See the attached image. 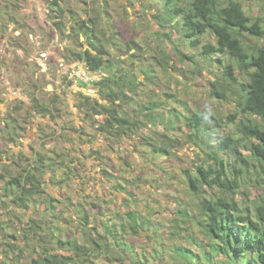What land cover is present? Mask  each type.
Here are the masks:
<instances>
[{
  "label": "trees",
  "instance_id": "16d2710c",
  "mask_svg": "<svg viewBox=\"0 0 264 264\" xmlns=\"http://www.w3.org/2000/svg\"><path fill=\"white\" fill-rule=\"evenodd\" d=\"M78 1L49 0L55 12L54 28L68 39L63 40L67 42L61 55L71 63L84 62L89 74L103 72V79L96 84L100 86L105 102L88 97L89 110L93 109V114L105 113L104 118H95L97 130L108 140L139 137L141 143L150 146L151 157L170 155L166 147L168 141L169 147L179 143L177 136L171 135L172 131L181 130L187 143L208 148L207 155L200 156L201 160L194 164L193 169L184 171L185 193L192 202L182 203L183 199L178 198L179 208L175 216L168 218L169 225L152 218L151 208L144 214L131 206L138 201L136 189L130 188L136 185L125 178V183L130 182L128 186L121 182L112 184L113 191H126L123 204L127 210L124 214L119 212L111 219L102 220L99 214L91 213L87 207L82 209L83 203H72L70 196L63 193L69 200L68 205L75 207L71 209L70 216L74 218L76 213L80 219L83 230L80 236L66 230L65 233L60 232L57 226L54 234L44 230L38 232L42 226L33 223L36 221L31 217L28 223L20 226V236L13 235L14 239L7 242L9 248L1 250L0 254L4 257L0 258V264H10L7 258L10 252L15 253L16 250L22 253L29 251L31 264H264V198H260L255 205L256 216L252 215L250 206L242 208L237 200L239 194L249 193L241 178L246 173L242 165L248 164L241 150L246 142H251L258 184H264V45H248L245 40H264V18L260 15L252 17L245 9L244 0H160L154 18L163 30L155 32V41L146 44L147 63H138L135 72L125 68L122 56L130 54L132 49L140 53L143 45L134 39H118L120 32L111 24L112 17L106 6L94 16L84 17L73 8ZM99 1L106 5L105 0ZM0 2L1 31L7 33L9 23L20 24L17 13L11 12L18 0ZM59 7L61 11H58ZM65 18H70L71 23ZM108 22L110 25L107 26ZM168 28L170 31H167ZM82 36L88 46H84ZM187 48L198 50L201 56L206 57L209 68L211 60L217 62L218 77L227 79L221 87L213 81L215 87L209 95L214 99H225L231 94L240 107L239 112L231 113L225 120L218 114H209L197 106L188 105L185 100L178 99L176 93L166 89L173 80L180 86L182 77L189 72L195 75L194 71L177 65L178 62L193 61L194 57ZM130 55L131 62L135 64L137 56ZM33 98L38 99L37 96ZM57 98H60L59 94L54 97V102ZM170 99L179 102V108L177 105L169 107ZM44 105L37 107L39 113L45 115L52 112ZM127 106H133V109L127 111ZM26 111L29 112L28 108ZM55 111L60 116L59 107L56 106ZM13 116V113L9 114L5 123L12 124L6 131L9 130L8 135L16 140L18 125ZM148 124L162 136L157 143L146 130ZM221 124L235 130L218 140L215 133ZM3 138L1 135L0 139ZM226 153L234 156L233 163L227 162ZM26 159L28 163L23 165L17 159L12 163L0 160L1 196L9 197L16 207L27 209L31 201H38L47 194L44 204L55 208L53 196L44 186L46 174H51L52 182L55 180L58 168L54 166L55 158L48 152L37 151L33 159ZM74 159L70 163L62 161L61 167L65 168L59 182L68 181L77 171L76 165H72ZM86 204L101 208L93 201H86ZM3 207L7 208V205L4 203ZM59 215L55 213L54 216ZM101 215L106 213L101 212ZM14 216L17 217L16 214ZM47 220L44 219V225L49 223ZM99 228L106 234L103 235ZM184 228L185 238L192 244L175 241L178 236L183 238L180 231ZM142 231L149 236L134 241L128 238ZM166 234L172 241L168 258L166 255L162 257L158 250L152 252V247H148L150 239L163 241L162 237ZM17 238L22 240L18 244ZM135 241L141 242L142 254L135 250Z\"/></svg>",
  "mask_w": 264,
  "mask_h": 264
},
{
  "label": "rangeland",
  "instance_id": "374dc122",
  "mask_svg": "<svg viewBox=\"0 0 264 264\" xmlns=\"http://www.w3.org/2000/svg\"><path fill=\"white\" fill-rule=\"evenodd\" d=\"M103 2L106 5H102V2L99 0H80L74 3L73 8L78 10L81 16L89 17L97 14V12L99 10L101 11L105 6L107 7L112 17L111 24L116 31L120 32L118 39L120 40L121 38V41L124 38L127 41L134 39L138 40L143 45L140 53L136 52L135 49L129 51L130 54L137 56V58H134L137 64L131 62L132 55L124 54L122 56L125 68H131L136 72V65H138V63H147L148 54L146 53V44L154 42L155 35L153 34L163 30L161 26H159L158 21L154 18L160 0H105ZM48 3L49 0H18L17 4H15L11 10L12 13H17L16 15L20 20V24L13 23L10 27L7 26V29L10 28L11 33L10 36H6L4 40H8L7 46H9V51H7V56H4V61H0V66H4V63L7 65L8 75L3 74L0 70V124L2 123L3 125L5 113L8 115L13 113V117L17 119L15 122L18 125L16 131L19 135L15 137V139L17 138L15 141L14 136L10 137L8 135L9 130H5V136H9V138L6 139V143L3 145L2 141H0V149H4V151L2 150L3 152L0 151V160L6 163H12V159H17V162L23 165L28 163V159L26 158L29 157V154L32 155L31 158L33 159V152L35 151L36 153L38 149L41 150V153L48 152L54 157V166L58 167L57 174L54 176L55 180L52 182L50 179L51 174H46L44 186H46L47 191L52 194L54 199L53 202L56 207H46L43 200L44 197H48L47 194H45V196L42 195L38 201H31L30 208L22 209L16 207L9 197L1 196L3 189L0 184V252L4 248H9L7 242L14 239L12 237L13 235H16V237L20 236V226L28 223L31 217H34L36 221L33 223L42 226L40 227L41 229L39 228L38 232L44 230V232H51L54 234L55 226H57L59 228L63 227V229L60 228V232L63 231V233H65L66 230L69 233L72 232L74 235L80 236L83 232L80 227V219L77 217L76 213L73 214L74 218L70 216L71 209H75V207L70 204L68 205L69 200L66 199L63 193H67L70 196L72 203H83L82 209L87 207L90 209L91 213L94 211L93 214H99L98 216L102 218V220L111 219L114 217V214L116 215L119 212L120 214H124L127 210V207L123 204L126 191L124 193L122 191V193L118 192V190L113 191L112 184L121 182L123 185L128 186L130 182L125 183V178L130 179L138 186L137 188L136 186H130L131 189H136L135 192L138 199V201L131 204V206L144 214L146 212L148 213V209L151 208L152 218L156 217L155 219L166 222L169 225L171 222L168 221V218L175 216L177 208H179L178 198L183 199L182 203L192 202V199L185 193L186 185L184 184V171L188 168L193 169L194 164L198 163V160H201L199 157L206 156L208 151V148L197 147L194 144L192 145L191 142L187 143L185 133L181 130H177L172 131L171 135L174 137L177 136L179 143L169 147V140L168 146H166L168 151L171 152L170 155L163 154L160 157L153 155V157H151L150 154L152 151L150 146L141 143V138L139 137H135L136 139L128 138L114 141L106 140L105 135L97 136L98 130L95 120H92L89 126L88 123H85L83 129L86 131L83 130V133L88 134L84 135L82 139L83 133L76 124L85 121L86 118L85 113L81 110L78 111L79 108L77 106V103H79L80 99L83 97L79 92H75L76 83L71 80V74H73L74 71H81L82 67L76 66V68H72L75 67L74 65H76L77 62L71 63L67 60L63 61L61 46H64V43L67 41H63L66 38H63L61 32L54 28L53 20L55 19V12H53L52 8L46 6ZM0 5H2V2H0ZM244 5L246 11L250 12L252 17L260 15L264 18V0H244ZM58 11H61L60 7ZM65 19L68 23H71L70 18ZM101 21L103 22V20ZM108 25H110L109 22L107 26ZM1 30L2 28L0 26V34H3ZM167 31H170V28H168ZM108 33L106 35H108ZM172 36L173 38L177 37V35ZM81 40L85 41V37L82 36ZM245 40L248 42V45H264L263 39L250 38V41L249 39ZM69 41L71 42L72 39L69 38ZM1 43L2 41H0V45ZM84 46H88L86 41L84 42ZM164 46H166V44H164ZM112 48L116 50L114 46H112ZM5 49L3 47L4 51ZM187 51L193 55V61L187 60V62L185 61L183 63L178 62L177 65L179 66L180 64L182 69L194 71L195 75L189 72L188 75L182 77L180 86L173 80L174 82L171 81L170 86H167L166 89L176 93L178 99L185 100V103L188 105L194 108L197 106L209 114H218L220 117L227 120V117H229L231 113L240 110L233 96L229 94L225 99H214L209 95L210 90L215 87L214 83H216L218 87H221V84L226 81L227 78L222 79L218 77L219 72H217L218 65L216 61L211 60L212 66L209 68L206 63L208 59L201 56L198 50L187 48ZM43 53L46 54L44 55ZM68 68L69 71H67ZM212 71H214L215 74ZM102 73L103 72L96 73L95 76H99V74ZM158 73L162 75V72ZM49 76L52 77L53 83L45 85L46 78ZM7 78L12 82V86L8 88L4 86L8 83L6 81ZM62 78H64V80L68 78V80L59 83L58 81H61ZM160 79L162 80V76ZM54 80L62 84V90L66 93V96H64L65 110L60 112L62 118L58 116L59 122L54 120V113H48L46 116L39 118L37 117L36 119H38L37 123L39 125L36 126L38 132L35 133L36 124H33V119H35V117L27 114L26 104L21 102L22 99H14V96L21 95L24 98L28 94L31 96L37 95L41 96L42 101L48 103L49 98H54L53 94H48V90H52V88L56 89ZM213 81L214 83H212ZM35 83L38 85V89L34 87ZM17 89L20 90L19 95L16 93ZM90 93L99 96L97 92L90 91ZM101 97L104 98L103 94H101ZM33 101L32 98L27 103L30 104ZM178 103L175 102L174 99H170L168 101V106L172 108L177 105L179 108L180 105H178ZM48 105L51 106V102ZM16 106H18V109H15ZM126 109L127 111H131L133 106H127ZM65 115L67 116L65 117ZM218 115L216 116L217 119L220 118ZM63 118H65L64 120L66 121L67 127L73 130L75 128V130H72L73 135L71 136L67 134L66 131L61 132L63 130L62 128L61 130L59 128L57 129L58 133L61 132L60 134H56L54 131V134L59 136V138H57L59 141H65L63 145L57 146L55 148L57 152H54V137L50 134L49 136H45L48 130L42 122L43 119L45 122L53 121L54 125L52 129H54V127L56 129L57 126H60L59 123ZM4 122H6V120ZM9 125H11L9 126V128H11L12 124L10 122ZM81 125L82 124L78 126ZM87 126L90 128H87ZM147 126L149 127L148 132L153 142L157 143L162 137L161 134L154 131L150 127L151 125ZM27 127H29L28 130ZM234 130L235 128L227 126V124H221L217 127L215 134L219 140L232 131L234 132ZM2 132L0 133L2 134ZM34 135L41 138L38 137L37 140L34 138L32 142L34 150L28 146L27 149L29 151L27 152L24 143L28 142ZM10 138H13V140ZM41 139H44V145L40 143ZM77 147L78 149L74 150ZM83 149H85L86 155H83ZM99 150L104 155L101 154V157L97 159L96 156H94V151ZM241 150L248 160L246 166L242 165L246 173H243L241 178L245 185L244 188L247 189L249 193L247 194L244 192L243 194H239L237 200L242 208L250 206L252 215L256 216L255 205L258 204L260 198H264V184H258L257 181L255 160L251 156V142L244 143L241 146ZM13 151H15V153L17 152L16 154H18V156H14L15 154ZM22 151L24 153L21 154ZM224 155L228 163H233V155L229 153ZM72 159H74L72 165H76L75 168L78 172L75 171L68 181L59 182L62 180V172L64 170L63 168H65L61 167L62 161L70 163ZM159 161H163L164 163L159 164ZM191 171L193 172L194 170ZM99 172L106 177L105 181L99 182L97 179ZM86 201H93L96 204L99 203L101 208L98 206L94 208V204L87 205ZM4 203L7 205V208L3 207ZM101 212L106 213V215L102 216ZM14 213L17 217L14 216ZM55 213L60 215L55 217ZM44 219H48L47 221L49 223L47 225H44ZM99 230L102 231L100 228ZM101 233L103 235L106 234L105 231ZM180 233L183 238L178 236L175 241L183 244H192V241L185 238V236L187 237L185 228L182 229ZM197 235H200V238H202L199 232H197ZM144 236L148 237L149 235L142 231L139 234L130 235L128 238L134 241L135 239L144 238ZM17 239V244L22 241L20 238ZM162 239L163 241L159 242L156 241L158 239H150L148 247L149 249L152 247V252L158 250V252L162 254V257L166 255L165 257L168 258L167 255L170 253L169 248L172 241L168 240L167 234L164 235ZM199 241L203 240L200 239ZM134 244L135 250L138 252L140 251V254H142L141 242L135 241ZM18 252L20 251H15V253ZM15 253L10 252L7 258L10 264H31L30 256H28L30 255L29 251L24 250L23 253L20 252V256ZM2 257L4 256L0 254V258Z\"/></svg>",
  "mask_w": 264,
  "mask_h": 264
},
{
  "label": "flooded vegetation",
  "instance_id": "af4514ba",
  "mask_svg": "<svg viewBox=\"0 0 264 264\" xmlns=\"http://www.w3.org/2000/svg\"><path fill=\"white\" fill-rule=\"evenodd\" d=\"M46 1V0H45ZM48 1V0H47ZM46 6H48L49 8H52L53 9V6L50 4V2L46 5ZM11 24H13L12 22L11 23H9V27H10V25ZM10 28H8V31H7V33H3V34H0V37H1V40L0 41H2V43H1V45H0V61H4V56L6 55L7 56V54H8V52L7 51H9V49H8V47L9 46H7V39H6V41H4L5 40V38H6V36H10ZM3 47H4V49H5V51L3 50ZM63 46H61V48H62ZM61 51H62V49H61ZM62 58H63V61L65 60L64 59V57L62 56ZM68 61V60H67ZM69 62V61H68ZM80 64H81V67H82V69L87 73V69H86V66H85V63L84 62H80ZM74 66H76V65H74ZM0 70H1V72L3 73V74H6V75H8L7 73H8V68H7V65L4 63V66H0ZM72 68H74V67H72ZM67 71H69V68H68V70ZM5 72V73H4ZM94 74V76H91V77H89V79L90 80H87L86 82H84V81H80L74 74H71V80H73L76 84V89H75V92H79L80 94H81V96L83 97L82 99H80V101H79V103H77V106H78V111H83L84 113H85V121H82L81 123H79V124H76L77 125V127L78 128H80V129H83L84 127H85V123H88V126H89V124L91 123V121L92 120H95V118L96 117H101V116H103V114H105V113H102V115H98V114H93V109L91 110H89V107H90V105H89V99H88V97L90 98V99H92V100H95L96 101V99L97 100H99L100 102H105V99L104 98H102L101 97V94H102V91H101V88H100V86L99 85H97L96 84V81H100L101 79H103L102 78V74H99V76H95L96 75V73H93ZM52 77L51 76H49L48 78H46V84L45 85H49V84H51V83H53V79H51ZM68 80V78L66 79V80H64V78H62V80L61 81H58L59 83H61V82H63V81H67ZM6 81L8 82L7 84H5L4 86L6 87V88H8L9 86L11 87L12 86V82L7 78L6 79ZM2 82V81H1ZM5 82V81H4ZM6 83V82H5ZM59 83H57L56 82V80H54V85H55V87H56V89H54V88H52V90H48V94H53V97H55L56 96V94H59L60 95V98H57V102H54V98H49V101H48V103L47 102H45V101H42L41 100V96H37V98L38 99H34L33 97L35 96V95H30V94H28L26 97H22L21 95H19V92H20V90H18L17 89V95H19V96H14V99H16V100H21L22 99V103H24V104H26V108H28V111L29 112H27V114H29V115H32L33 117H35V119H33V124H36L35 125V133H37L38 132V129L36 128V126H38L39 124L37 123L38 122V119H36L37 117L39 118V117H42V116H46L47 114H45V115H43L42 113H39L38 112V108L37 107H40L41 105H44L43 104V102L44 103H46V104H49L50 102H51V106H49V105H44V106H46L47 108H49V109H51L52 110V112L50 111V113H54V120L56 121V122H59L58 121V113L55 111V107L57 106V107H59V110L60 111H64L65 110V107H64V104H65V99H64V96H66V93H65V91H63L62 90V88H63V86H62V84H59ZM59 84V85H58ZM34 87L35 88H37L38 89V85L35 83L34 84ZM90 91H94L95 93L97 92V94L99 95V96H96V95H94V93H90ZM32 94H34V93H32ZM20 97V98H19ZM33 98V102L32 103H27L28 101H30L31 99ZM36 109H35V108ZM125 108V107H124ZM123 108V109H124ZM92 114V115H91ZM5 116H4V121L7 119V117H8V114H4ZM67 115H65V117H66ZM60 118H62V116L60 115ZM102 118H104V116L102 117ZM65 118H63L61 121H60V123H59V125L60 126H57V128L55 129V127H54V129H52L53 128V121H47V122H45L44 121V119H43V122H42V124H45V127H46V129L48 130V133H47V135L46 136H49V134L51 135V136H53L54 137V140H53V143H54V147H53V149H54V152H57V150L55 149L57 146H60V145H63V143L65 142L64 140H61V141H59V139H57V138H59V136H57L56 134H60L61 132H65L66 131V133L67 134H69L70 136L71 135H73L72 134V130L73 129H70L69 127H67V125H66V121L64 120ZM32 120V119H31ZM3 121V125H2V123L0 124V132H2V134L0 133V136L1 135H4L5 136V134H6V132H5V130H7L8 128H9V125H7L5 122ZM7 122V121H6ZM96 122V121H95ZM55 124H57V123H55ZM74 124V123H73ZM80 124H82L81 126H78V125H80ZM87 126V128H90V127H88ZM91 126V125H90ZM93 127V126H92ZM28 128L29 127H27V130H28ZM60 129L61 130V128L63 129L61 132H57V129ZM74 128V127H73ZM74 130H75V128H74ZM73 130V131H74ZM84 131H86L85 129H83ZM54 131H55V133L56 134H54ZM28 132V131H27ZM23 133H24V131H23ZM82 133H83V131H82ZM86 134H88V133H83L82 134V139L84 138V135H86ZM19 134L17 133L16 134V136H18ZM20 135H22V134H20ZM98 135H102V134H100V132L99 131H97V136ZM4 136H2V138L4 137ZM39 136H36V135H34L33 136V138H31V139H29V141L28 142H25L24 143V147H25V149H26V151L28 152L29 150L27 149V147L28 146H30L31 147V149H33V145H32V142L34 141V138H35V140H37V138H38ZM39 138H41V137H39ZM44 138V137H43ZM17 139V138H16ZM43 140L44 139H41V141H40V143L42 144V145H44L43 144ZM106 140H108V139H106ZM0 141H2V144H4V143H6V139L5 138H3V139H0ZM16 141V140H15ZM84 141H85V139H84ZM40 143H39V145H40ZM83 143H85V142H83ZM53 149H51V150H53ZM78 149V147L76 148V149H74V150H77ZM87 149H89V148H87ZM34 150V149H33ZM85 149H83V155H86L85 154V151H84ZM41 152V150L40 149H38V152ZM37 152V151H36ZM13 153L14 154H16L15 153V151H13ZM33 157H35V151L33 152ZM101 154H103L100 150L99 151H94V156H96V158L97 159H99V157H101L100 155ZM104 155V154H103ZM14 156H18V155H14ZM28 156V155H27ZM29 157H32V155H30L29 154ZM79 157V156H78ZM13 158V157H12ZM80 159H81V157H80ZM12 160H15V159H12ZM11 162V161H10ZM99 164H101V163H99ZM99 168H100V166H99ZM76 172H78V171H76ZM87 172V171H86ZM72 175H73V173H72ZM71 175V176H72ZM92 175V174H91ZM51 176V175H50ZM97 179L99 180V182L100 181H105L106 180V177L102 174V173H98V176H97ZM59 228V227H58ZM60 228H62L63 229V227H60ZM59 228V229H60Z\"/></svg>",
  "mask_w": 264,
  "mask_h": 264
},
{
  "label": "clouds",
  "instance_id": "9594fccd",
  "mask_svg": "<svg viewBox=\"0 0 264 264\" xmlns=\"http://www.w3.org/2000/svg\"><path fill=\"white\" fill-rule=\"evenodd\" d=\"M44 55L46 54V53H43ZM74 62H76V61H74ZM73 62V63H74ZM76 66H81V64H80V62H77L76 63ZM76 66L74 67V68H76ZM73 74L80 80V81H84V82H86L87 80H90L89 79V77H91V76H94V74L92 73V74H89L88 72L86 73L83 69L81 70V71H74L73 72ZM82 75V76H81ZM148 125H151V124H148ZM153 130H154V126H150ZM148 129H149V127H147L146 128V130L148 131ZM100 134H102L101 132H100ZM104 134H102V136H103ZM107 139V138H106ZM150 149V148H149Z\"/></svg>",
  "mask_w": 264,
  "mask_h": 264
},
{
  "label": "built area",
  "instance_id": "2783aa9c",
  "mask_svg": "<svg viewBox=\"0 0 264 264\" xmlns=\"http://www.w3.org/2000/svg\"><path fill=\"white\" fill-rule=\"evenodd\" d=\"M82 76V75H81Z\"/></svg>",
  "mask_w": 264,
  "mask_h": 264
}]
</instances>
